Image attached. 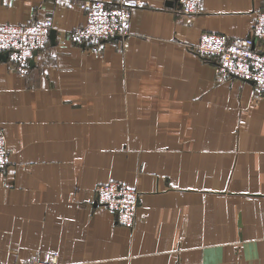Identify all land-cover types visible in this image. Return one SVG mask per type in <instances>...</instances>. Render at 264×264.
<instances>
[{"label":"crops","instance_id":"0c3cea01","mask_svg":"<svg viewBox=\"0 0 264 264\" xmlns=\"http://www.w3.org/2000/svg\"><path fill=\"white\" fill-rule=\"evenodd\" d=\"M81 1L0 0V22L54 30L24 74L0 56V264H264V91L192 49L246 36L264 0H135L99 45L68 34ZM110 180L139 191L132 227L96 200Z\"/></svg>","mask_w":264,"mask_h":264},{"label":"built area","instance_id":"2783aa9c","mask_svg":"<svg viewBox=\"0 0 264 264\" xmlns=\"http://www.w3.org/2000/svg\"><path fill=\"white\" fill-rule=\"evenodd\" d=\"M182 14L200 11L202 0H176ZM85 21L68 31L74 41L99 45L122 38L129 33L135 0H84L79 3ZM53 23L50 17L26 22H0V56L20 73H26L38 62L47 45ZM192 49L200 57L212 60L222 77H238L253 82L264 91V9H256L250 31L246 36H230L223 32L202 31ZM9 163L6 139L0 131V169ZM97 202L112 211L118 222L132 227L139 202V191L124 182L110 180L95 188ZM19 264H58L57 256L41 259L25 258Z\"/></svg>","mask_w":264,"mask_h":264},{"label":"water","instance_id":"95a60500","mask_svg":"<svg viewBox=\"0 0 264 264\" xmlns=\"http://www.w3.org/2000/svg\"><path fill=\"white\" fill-rule=\"evenodd\" d=\"M54 33V30L52 29L51 31H50V35H49V38L50 37H52V34ZM2 56V55H1Z\"/></svg>","mask_w":264,"mask_h":264},{"label":"rangeland","instance_id":"374dc122","mask_svg":"<svg viewBox=\"0 0 264 264\" xmlns=\"http://www.w3.org/2000/svg\"><path fill=\"white\" fill-rule=\"evenodd\" d=\"M74 41V40H73ZM75 42H77V41H75ZM79 42V41H78ZM79 43H87V42H79ZM90 44V43H89ZM5 168V167H4Z\"/></svg>","mask_w":264,"mask_h":264}]
</instances>
